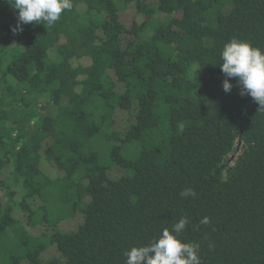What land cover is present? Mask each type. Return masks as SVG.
Instances as JSON below:
<instances>
[{
  "label": "trees",
  "instance_id": "1",
  "mask_svg": "<svg viewBox=\"0 0 264 264\" xmlns=\"http://www.w3.org/2000/svg\"><path fill=\"white\" fill-rule=\"evenodd\" d=\"M72 3L14 34L0 0V264H126L181 217L201 264H264V109L219 67L264 0Z\"/></svg>",
  "mask_w": 264,
  "mask_h": 264
},
{
  "label": "clouds",
  "instance_id": "2",
  "mask_svg": "<svg viewBox=\"0 0 264 264\" xmlns=\"http://www.w3.org/2000/svg\"><path fill=\"white\" fill-rule=\"evenodd\" d=\"M10 4L16 10V24L11 26L14 34L30 23L43 22L52 27L64 11L73 8L72 0H10ZM220 59L219 67L225 76L223 91L230 93L234 86L230 79H235L239 95L251 97L259 109H264V50L250 41L233 37L224 44ZM180 195L195 197L196 193L186 188ZM188 223L186 217H181L170 230L163 229L149 244L125 251L126 264H201L200 244L181 240ZM201 223H209L208 218H203Z\"/></svg>",
  "mask_w": 264,
  "mask_h": 264
},
{
  "label": "rangeland",
  "instance_id": "3",
  "mask_svg": "<svg viewBox=\"0 0 264 264\" xmlns=\"http://www.w3.org/2000/svg\"><path fill=\"white\" fill-rule=\"evenodd\" d=\"M143 1L144 2H151V3L154 2V0H143ZM135 18H138V17L135 16V14L132 10L123 13V19L126 23H129L130 20H134ZM115 122H116V126H119V127L123 126L125 124V116L122 114H117L115 116ZM238 154H239V150H236L234 155L229 156V164L230 165H232L233 158ZM43 169L49 175L53 174L54 172L56 173V169L47 163H43ZM79 222H80L79 218L68 219L66 221L61 222L59 224V227L63 231H70V230H73L77 226V223H79ZM28 230L33 234H37V233H40L44 230V226H38L35 228H28ZM53 257H59L58 253L55 251V249L53 247L46 249L41 256V258L44 261H47ZM22 264H26V263H22Z\"/></svg>",
  "mask_w": 264,
  "mask_h": 264
}]
</instances>
